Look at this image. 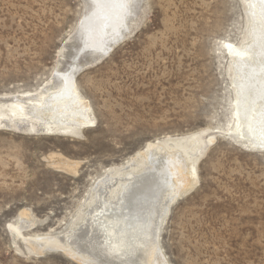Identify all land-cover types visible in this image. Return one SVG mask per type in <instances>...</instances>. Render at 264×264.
Returning a JSON list of instances; mask_svg holds the SVG:
<instances>
[{
  "label": "rangeland",
  "instance_id": "rangeland-1",
  "mask_svg": "<svg viewBox=\"0 0 264 264\" xmlns=\"http://www.w3.org/2000/svg\"><path fill=\"white\" fill-rule=\"evenodd\" d=\"M88 11L86 0H0V98L54 83L55 71L73 64L67 49L80 47ZM248 11L247 0H134L108 53L77 58L75 87L93 126L0 130V264H81L60 249L38 255L24 239L67 233L98 181L142 165L149 144L189 138L207 149L162 219L169 264H264V151L232 136L239 119L229 50L250 42ZM59 159L78 163L77 174L54 167ZM22 212L33 226L18 237L10 226Z\"/></svg>",
  "mask_w": 264,
  "mask_h": 264
},
{
  "label": "bare ground",
  "instance_id": "bare-ground-1",
  "mask_svg": "<svg viewBox=\"0 0 264 264\" xmlns=\"http://www.w3.org/2000/svg\"><path fill=\"white\" fill-rule=\"evenodd\" d=\"M133 1L86 0L89 11L78 33L80 47L77 51L70 46L67 49L73 64L55 71L56 81L46 84L38 94L0 98V130L17 128L58 135L93 126L90 104L75 87V71L80 69L77 58L87 51L94 57L108 53L128 25ZM247 3L250 42L229 50L239 119L232 136L248 149L264 151V0ZM73 50L78 52L75 58ZM182 148L186 155L179 151ZM204 149L207 146L203 148L191 138L170 141L168 148L149 144L141 153L142 165L133 171L126 167L124 173L128 174L107 176L95 184L78 226L58 236H30L25 242L38 255L60 249L81 264H169L159 246L162 219L169 203L191 186L190 164ZM52 165L72 174H77L79 167L68 159ZM32 226L29 215L22 212L20 222L10 230L23 237L24 229Z\"/></svg>",
  "mask_w": 264,
  "mask_h": 264
}]
</instances>
